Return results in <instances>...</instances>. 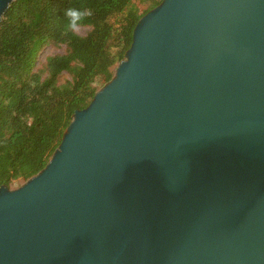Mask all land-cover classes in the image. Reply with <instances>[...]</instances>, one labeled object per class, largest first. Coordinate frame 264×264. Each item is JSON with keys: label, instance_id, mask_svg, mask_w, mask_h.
I'll return each instance as SVG.
<instances>
[{"label": "water", "instance_id": "95a60500", "mask_svg": "<svg viewBox=\"0 0 264 264\" xmlns=\"http://www.w3.org/2000/svg\"><path fill=\"white\" fill-rule=\"evenodd\" d=\"M0 264H264V0L144 14L46 166L0 186Z\"/></svg>", "mask_w": 264, "mask_h": 264}, {"label": "trees", "instance_id": "16d2710c", "mask_svg": "<svg viewBox=\"0 0 264 264\" xmlns=\"http://www.w3.org/2000/svg\"><path fill=\"white\" fill-rule=\"evenodd\" d=\"M162 0H15L0 23V186L41 171L73 119L114 76L139 19ZM91 9L66 29L64 9ZM55 52L39 61L44 47Z\"/></svg>", "mask_w": 264, "mask_h": 264}, {"label": "clouds", "instance_id": "9594fccd", "mask_svg": "<svg viewBox=\"0 0 264 264\" xmlns=\"http://www.w3.org/2000/svg\"><path fill=\"white\" fill-rule=\"evenodd\" d=\"M92 14L91 9H80L71 6L64 9V16L67 18L66 29L72 33L79 32L81 22L92 16Z\"/></svg>", "mask_w": 264, "mask_h": 264}, {"label": "rangeland", "instance_id": "374dc122", "mask_svg": "<svg viewBox=\"0 0 264 264\" xmlns=\"http://www.w3.org/2000/svg\"><path fill=\"white\" fill-rule=\"evenodd\" d=\"M135 2L141 10H145L148 7V4L142 3L141 0H135ZM86 30H87V28L80 27L78 33L84 34L86 32ZM53 52H55V49H53L51 46L44 47L43 50L41 51L39 57H38L39 61L44 60L45 56L52 54Z\"/></svg>", "mask_w": 264, "mask_h": 264}]
</instances>
